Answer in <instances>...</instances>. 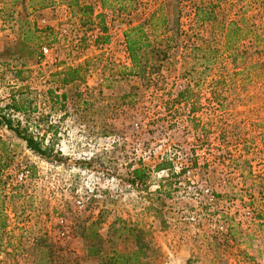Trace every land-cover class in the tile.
Returning <instances> with one entry per match:
<instances>
[{
    "label": "rangeland",
    "instance_id": "obj_1",
    "mask_svg": "<svg viewBox=\"0 0 264 264\" xmlns=\"http://www.w3.org/2000/svg\"><path fill=\"white\" fill-rule=\"evenodd\" d=\"M51 1L31 10L28 0H15L13 16H0V104L18 87L36 107L33 115L47 113L44 90L57 85L50 74L83 61L86 70L82 80L58 88L64 106L49 116L60 161L38 158L0 128L9 149L7 157L0 150L7 163L0 264H34L42 257L37 247L54 250L59 262L96 264L85 246L96 242L95 230L104 249L132 247L124 230H114L115 219L142 229V264H264L262 9L251 0ZM199 1L216 3L210 21L195 22L192 3ZM80 3L92 8L84 24ZM159 7L163 27L153 30L149 47L155 69L141 77L127 70L122 31ZM231 19L241 31L225 48ZM32 23L36 31L22 46L16 40ZM101 26L107 41L94 45ZM85 34L86 45L75 49ZM14 68L22 81L12 77ZM184 88L186 101L178 103ZM137 158L150 169L167 158L178 173L163 205L146 192L166 170L150 171L146 192L128 183L127 165ZM12 185L18 196L7 198Z\"/></svg>",
    "mask_w": 264,
    "mask_h": 264
},
{
    "label": "trees",
    "instance_id": "obj_2",
    "mask_svg": "<svg viewBox=\"0 0 264 264\" xmlns=\"http://www.w3.org/2000/svg\"><path fill=\"white\" fill-rule=\"evenodd\" d=\"M31 10L39 9L48 6L52 1L51 0H28ZM246 1V0H245ZM249 1V0H248ZM246 1V2H248ZM217 1V3H219ZM242 4H245L243 0H239ZM252 3H255L256 6L264 12V0H251ZM15 0H8L2 3L0 6V16L2 19H10L13 16V9H9L11 5H14ZM216 3L207 1L206 4L192 3L194 9L195 22L203 23L210 21L212 17L213 9L211 7ZM247 4V3H246ZM239 5L234 12L238 20L242 19L245 7ZM247 6V5H246ZM4 7V8H3ZM13 8V7H11ZM6 10V12L4 11ZM79 14L81 23H85L84 19H87L92 12V8L89 4L80 3L79 5ZM158 10V11H157ZM156 11H153L149 16L142 21L126 27L122 31V37L124 42L125 53L129 62L127 70L133 74L144 77L148 75L150 71H154L155 65L149 62V47H150V37L153 35V30L157 28H162V16L159 15L161 7ZM159 13V14H158ZM102 13H97L96 15H101ZM21 21H24V14L21 17ZM156 23V24H155ZM41 30V29H37ZM101 30V31H99ZM36 31L34 24L31 26L25 27L20 33L22 38L16 40L19 44L24 46L26 40H28V34L32 35ZM99 32H96L93 35L92 43L94 45H99L107 41L105 35V28L103 26L98 29ZM241 28L237 27L236 20L231 19L228 23L226 31L224 33V46L228 48L231 41H234L239 38ZM88 35H82L78 37V40L75 44V49H83L86 45ZM85 62H81L75 65H67L59 70L53 71L50 76L54 78L55 85L54 87H48L44 90V97L47 103L48 111L47 113L38 112L37 115H33V112H36V107L32 105L31 101L27 99L22 93L18 91V87L14 88L15 90L10 91L8 95V101L0 104V128L11 132L16 138L21 140L24 143V146L30 150L31 153L36 155L38 158L49 162H58L61 160L60 151L56 148L57 143V125L52 123L49 120L50 113L56 111L57 108H63L65 102V93L58 92L59 87H63L68 84H72L75 81H80L83 79L84 71L86 70ZM21 69L14 68L12 70V77L22 81L21 78ZM187 88H184L176 94L177 102L186 101L185 91ZM186 103V102H185ZM0 150L1 154L8 156V146L0 140ZM5 157V158H6ZM5 158H0V244L2 240V232L6 226V209L4 206V197L1 194L2 187L7 184L2 178V172L7 168V163ZM136 165L128 163L127 165V176L128 183L135 188H138L141 191L146 192L149 187V178L150 171H160L166 170L167 175L165 177H160L157 180V187L152 192H146L149 196L147 199L150 200L152 204L158 206L163 205L165 199L170 197V191L172 190V180L178 176L171 172V163L167 158H160L156 161L152 168L142 162L141 158H137L135 161ZM182 172V171H181ZM13 186V185H12ZM15 193L7 196V198H12L18 196L17 189L12 187ZM118 224L114 227L115 223L112 222L110 227H114V230L117 232L125 231V239L132 238L134 241L131 244L130 249L118 250L116 248L104 249L105 238H102L99 233L93 231V238L96 240L94 244L86 243V256L87 258H96V264H142L143 261L147 258L148 245L141 242L142 229L134 226L127 225L122 220L115 219ZM95 221L91 220L88 222V225L94 226ZM38 251L42 253L40 261L36 259L34 264H79L76 260L71 261H56L54 250L47 247H37ZM44 248V249H43ZM44 250V251H43ZM64 259V258H63Z\"/></svg>",
    "mask_w": 264,
    "mask_h": 264
},
{
    "label": "built area",
    "instance_id": "obj_3",
    "mask_svg": "<svg viewBox=\"0 0 264 264\" xmlns=\"http://www.w3.org/2000/svg\"><path fill=\"white\" fill-rule=\"evenodd\" d=\"M42 50H43V52H45L46 51V48L45 47H42ZM24 177H25V175H24L23 172H18L16 174V180H22ZM205 191H207V189H205Z\"/></svg>",
    "mask_w": 264,
    "mask_h": 264
}]
</instances>
